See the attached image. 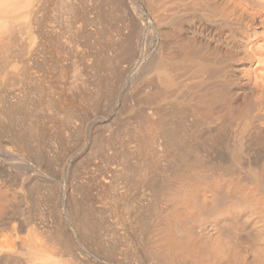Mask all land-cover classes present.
<instances>
[{"label":"bare ground","instance_id":"obj_1","mask_svg":"<svg viewBox=\"0 0 264 264\" xmlns=\"http://www.w3.org/2000/svg\"><path fill=\"white\" fill-rule=\"evenodd\" d=\"M92 1L104 32V95L123 129V178L156 201L153 248L174 264H264V0ZM34 4L0 0V10L14 18ZM14 153L0 146L11 166L26 163ZM0 169L9 190L26 184V173ZM8 219L5 211L0 221ZM16 233L1 234L2 261L27 250ZM41 244L30 262L60 264Z\"/></svg>","mask_w":264,"mask_h":264},{"label":"rangeland","instance_id":"obj_2","mask_svg":"<svg viewBox=\"0 0 264 264\" xmlns=\"http://www.w3.org/2000/svg\"><path fill=\"white\" fill-rule=\"evenodd\" d=\"M91 2L35 0L32 14H15L19 20L0 10V30L11 18L20 34L10 30L13 45L6 42L9 27L4 37L0 32L14 51L0 65V146L28 161L11 166L0 158L8 178L27 177L12 191L0 176V218L9 215L0 221V239L17 232L27 244L15 262L0 264H35L31 253H40V243L41 255L60 264H174L154 249L161 231L155 199L123 178V129L104 95V32ZM1 47L0 57L7 52ZM6 253L0 248V256Z\"/></svg>","mask_w":264,"mask_h":264}]
</instances>
